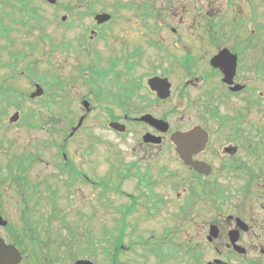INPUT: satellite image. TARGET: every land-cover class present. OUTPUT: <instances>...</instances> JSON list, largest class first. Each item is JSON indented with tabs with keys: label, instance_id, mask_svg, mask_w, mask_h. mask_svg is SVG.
<instances>
[{
	"label": "flooded vegetation",
	"instance_id": "1",
	"mask_svg": "<svg viewBox=\"0 0 264 264\" xmlns=\"http://www.w3.org/2000/svg\"><path fill=\"white\" fill-rule=\"evenodd\" d=\"M9 1L0 0L4 8H10L0 13L1 18L5 15L7 18L11 12L25 11L24 22L19 24L25 28L26 36L39 31L35 40L46 41L44 49L48 51L49 70L45 72L46 80L42 81L52 91L48 95L51 107L55 98L60 97L57 90L67 94L65 87L70 86L69 72L62 80L52 69L54 52H63L67 59H78L77 75L90 94L75 100L79 117L69 126L67 139L80 132L95 111L105 115L107 128L115 134H130L129 130L136 129L139 137L132 151L143 153L148 159L156 151L161 164L154 172L156 175L144 159L137 162L133 158L123 164L124 174L135 177L138 189L148 194L142 206L146 208L157 202L161 212L177 215L178 224L183 217H190L192 211L199 212L205 220L199 225L198 233L212 255L206 264H229L228 256L245 259L257 251L264 256L261 245L264 243V25L258 21L261 18L259 4L264 5V0H129L123 3L114 0L115 6L110 12L106 11L108 0H73L69 4L60 0L53 4L39 0L53 10L54 20L56 12L66 11L60 16L63 29L56 37L44 33L45 23L29 0H14L19 6ZM101 1L106 4L102 6ZM243 7H247L245 15ZM122 10L135 15L141 27H127L124 19L117 18ZM101 14L108 15L109 19L98 23L96 16ZM71 17L75 18L72 22ZM145 19H152L154 26H142ZM156 19L163 28L156 26ZM166 19L172 21L168 23ZM86 21L89 26H79L77 34L68 35L67 30ZM2 24L4 33L0 38H6L10 31ZM165 29L170 32V44L160 36ZM148 33L153 38L147 37L145 45L154 58L145 60L146 52L142 47L144 34ZM108 42L110 49L106 58L96 49H90L95 43ZM0 47L6 49L5 45ZM221 51H227L225 54L234 63L232 72L228 70L227 75L223 69L210 65V60ZM85 60H89V64H85ZM15 62L19 64L20 60ZM140 66L146 71L142 75L138 74ZM175 73H179L180 80H174ZM14 78L12 75L8 80ZM104 78H110L108 87L102 86ZM151 81H155L154 88ZM166 89L167 97L162 98ZM81 117V126L71 135ZM145 117L153 121H144ZM110 124L118 125L112 129ZM120 128L123 133L117 132ZM195 133L199 140L181 143V136L191 138ZM67 139L63 141L64 150ZM97 158L88 153L80 157L81 164L77 166L62 153V161L55 168L58 174L66 176L65 188L77 181L102 188L96 175L91 176L100 168ZM32 162L23 172L15 168L20 175L25 174ZM118 165H122V161L111 163V172H116ZM12 182L20 191L19 195L26 190L32 191L34 196L40 193L38 184H29L26 176L13 178ZM156 186L161 191L159 196L154 192ZM48 189L45 187L47 192ZM31 197L32 194L23 200L25 210L30 207ZM135 202L128 209L133 210ZM2 220L6 226L0 229L10 231L11 225ZM52 222L50 216L46 224L49 226ZM22 223L21 218V233L10 241L27 256L28 251L24 253L14 243L22 235ZM37 227H33L37 232L32 235L35 239L44 241L51 237L49 227L42 234ZM165 227L179 232V225L168 226L167 223ZM78 229L73 228L76 235L84 237ZM211 231L216 235L212 236ZM234 245L245 252L240 254ZM185 246L189 264H201L203 249L198 248V243L192 239ZM250 260L252 264H260L256 257Z\"/></svg>",
	"mask_w": 264,
	"mask_h": 264
},
{
	"label": "rangeland",
	"instance_id": "2",
	"mask_svg": "<svg viewBox=\"0 0 264 264\" xmlns=\"http://www.w3.org/2000/svg\"><path fill=\"white\" fill-rule=\"evenodd\" d=\"M13 1H9L11 5L19 6L18 3ZM72 1L60 0L63 4H69ZM126 1L129 0H122L121 2ZM29 2L30 6L36 8L39 16H41L45 23L44 33L54 34L55 37L56 35L58 36L61 33V29H63L60 16L66 14V11L60 10L56 12L57 16L55 15V17L57 18L54 20L51 8L41 4L39 0H29ZM105 4V1H101L102 6ZM138 4H140L139 1ZM4 6L0 4V13L3 10L10 11L9 7L4 8ZM113 6H115L114 0H108L106 11L110 12ZM259 11L261 18L258 21L264 25L263 3L259 4ZM243 12L244 15L247 14V7H243ZM24 13L25 11L21 13L11 12L7 18L6 15L3 17V23L10 32L6 38H0V46H6V49L0 51V60L7 61L8 53L14 54L18 52L25 56L18 65L14 80L9 81L7 85L15 88L17 94L23 93L28 96L33 91V84L38 83L30 82V72L35 74V80L43 82L39 76H43L42 74L49 69L47 70L48 51L44 49L46 41L35 40L40 34L39 31H34L32 35L26 36L25 28L19 24L25 19ZM120 17L124 19L127 27H141V21L135 15L131 16L129 11H119L117 18ZM244 18L246 17L244 16ZM157 19L156 26L163 28L161 23L158 25ZM74 20L75 18L71 17V22ZM29 21L32 25H35L33 20ZM171 21L172 19H166L165 22L169 23ZM151 25L154 26L152 19H145V23H142V26ZM79 26H89V23L87 24L86 21L84 24L76 25L77 28L74 26L72 29L67 30L68 35L77 34L80 31ZM160 36L164 38L167 44H170L171 37L168 29L163 30ZM147 37L150 39L153 36L150 33L144 34L142 49L146 52L145 60L154 58L153 52L145 45ZM90 49H96L98 53L106 58L107 50L109 51L110 49L109 42L104 45L95 43ZM62 53L58 51L54 52V66L52 69L62 80H64L66 72H69L70 86L65 87V90L68 91L67 94L57 90V95L60 97L55 98V104L51 107L48 95L52 91L43 82L38 83L44 90L42 99H16L20 104L21 111L27 113L33 111L34 116L37 115L39 126L37 128L28 126L31 120L30 114L27 115L30 117V120L27 121L25 119L23 123L9 125L8 118L16 111L14 106L10 107L7 113L0 117V141H2V145H0V216L12 227L10 231L0 229V237L6 243H11L10 240L20 235L21 218L25 208L23 200H26L27 196L32 194L28 209L29 214L26 216L32 227L38 226L37 231L40 234L46 230V227H49L48 231L56 242L53 248L61 242V238H66L68 234L58 221L63 216L68 226L79 228L78 232L86 236L76 244L77 249L71 250L75 251L74 255H78L77 250L85 247L87 235H89L91 238L93 237V240L97 241V244L94 246L96 249L94 255L90 257H77L89 259L94 264H109L104 254V250L109 249L105 243L104 235H109L112 232L114 235L116 234V226H120L123 222V214L120 213H124L128 209V206L131 208V205L133 206L136 201L135 206L132 207L134 208L133 211L131 210V214L125 217L126 219L124 220L127 228L122 244L124 251L120 255L122 264H189L184 251L187 250L185 245L190 244L192 239L198 243L199 249H203L201 264H206V261L210 260L212 255L209 249L205 247L204 241L201 240L198 233L199 225L205 218L200 216L199 212L192 211L193 214L190 217H183L178 224V220H176L177 215H174L170 211L161 212L157 202L145 208L142 204L147 202V192H142V190L138 189L135 177L124 174L125 168L123 164L133 158L137 162H139V159H144L146 164L150 163L149 166L153 173L161 165L159 164L160 156L156 155V151L152 153L150 159L143 153L132 151V148L136 146L137 137H139L136 129L129 130L130 134H115L107 128L104 119L105 115L101 111H95L96 113H93L90 119L82 126V129L80 128L81 131L79 129L78 131L80 132L67 139L68 130H70L69 126L71 124L74 125L79 117L75 100L83 98L90 93L82 86V80L79 74L77 75V57L67 59ZM176 54L178 55V52ZM85 64H89V60ZM106 64L104 61L103 65L106 66ZM138 71V74L141 75L146 72L143 68L141 69V66L138 68ZM8 74L9 72H7L6 67L0 69V82ZM175 74L177 75L174 80H180L181 76L179 73ZM43 79L46 80V77H43ZM47 80H51L50 74L47 75ZM103 82L102 86L108 87L110 85V78H104ZM98 86L100 88V84ZM93 103L95 104L94 101ZM19 114L20 116L22 115L21 112ZM26 122L27 124L25 125ZM64 139H67L66 148L65 150H59ZM63 152L77 166L81 164L80 157L88 153L95 154L100 162V168L91 176L96 175V180L100 183L102 182V185L105 183L109 187V191L104 190L103 186L101 188L100 185L92 187L87 183H78L80 181L65 188L64 181L66 176L58 174V170L55 168L62 161L61 155ZM19 155H33L37 157L33 159L34 161L31 163L29 171L21 175L12 166L13 156ZM117 160L122 161V165H118L115 168L116 172H111V163L117 162ZM13 168L15 169L14 171ZM154 175L156 174L154 173ZM23 176H26L29 184H38V188L40 189V193L37 192L39 193L38 195L34 196L32 191L26 190L21 192V199V195H19L20 191L17 190L12 181L13 178ZM45 187H49V192L45 190ZM154 192L157 196L161 194L159 186L154 188ZM52 203L55 204L54 207ZM58 210H60V213L56 214ZM172 214L173 218L171 219ZM52 215H56V219L48 226L46 220ZM167 223L168 226L169 224L170 226L179 225V232L168 231V228L165 227ZM111 241L112 237L108 238L107 242L110 243ZM261 245L264 247V243ZM180 246L182 247L179 248L180 257H178L177 247ZM172 257L176 260H171L170 258ZM255 257L260 264H264V256H261L258 251L251 254L249 258L241 259L228 256L227 259L229 264H252L250 262L252 260L250 259ZM24 258L22 264H41L36 258L33 260L29 252H27V256L25 254ZM73 258L72 255H67V249L61 246L55 264H72Z\"/></svg>",
	"mask_w": 264,
	"mask_h": 264
},
{
	"label": "trees",
	"instance_id": "3",
	"mask_svg": "<svg viewBox=\"0 0 264 264\" xmlns=\"http://www.w3.org/2000/svg\"><path fill=\"white\" fill-rule=\"evenodd\" d=\"M4 26H2L1 20H0V34L4 33ZM15 57L18 56V54L14 55ZM10 67L12 70L15 68V64H10ZM9 77H5L2 79L0 82V117L7 113L8 109L12 106L19 108L20 104L16 99L18 100L17 96V91L15 88H13L11 85H7L6 80ZM25 95L23 94L22 99H25ZM34 112L32 111L30 114L31 120L29 116H25L30 120L28 123L29 127L32 128H37L39 126V120L37 119V115L34 116ZM27 120V121H28ZM0 124H1V118H0ZM27 122L25 123V125ZM0 145H2V141H0ZM1 147V146H0ZM34 158L32 155H19V156H13V163L12 166L15 168H20V171L23 172L22 170L26 167V162H29ZM25 217V216H24ZM23 217V218H24ZM22 235L20 236L17 241H14L15 244L19 245L24 253L26 251L29 252L33 260L35 258L37 261H40L41 264H50L56 261L59 250L61 246H64L65 249H67V255L70 254L72 257H76L74 255L75 251H71L73 249H77L76 244L80 242L81 239H83L82 236H77L76 232L73 230H69V234L67 235L66 238H61V244L57 245V248L50 249V247H54L55 241H51V237L45 239L44 241L41 240L40 238L35 239L32 235L37 233L35 229L32 227L31 223L28 222L25 218L23 219L22 223ZM120 227V228H119ZM126 225L121 223L120 226H116V234L114 235L113 232L110 233L109 235L105 234V243L107 244V247L110 249H105L104 253L106 254L107 260L109 261V264H122L120 260V255L122 253V244H123V239L125 237V230H126ZM26 236H29V239L26 238ZM112 237V241L109 243L108 238ZM90 240V239H89ZM28 241V242H26ZM85 245L86 247L77 250L78 253L82 256H87V255H93L95 253V242L88 241ZM26 248H28L26 250ZM53 258H55L53 260Z\"/></svg>",
	"mask_w": 264,
	"mask_h": 264
},
{
	"label": "water",
	"instance_id": "4",
	"mask_svg": "<svg viewBox=\"0 0 264 264\" xmlns=\"http://www.w3.org/2000/svg\"><path fill=\"white\" fill-rule=\"evenodd\" d=\"M44 1L49 2L51 4L55 3V0H44ZM108 19H109V16L106 14H101V15L96 16V21L98 23L104 22ZM225 53H228V52L226 51ZM225 53L223 54V51H222L219 56H217L211 60L210 64L213 67L223 69L225 75H227L228 70H230V72H232V69L234 68V63L231 62V60L227 57L228 55ZM154 82L155 81L150 82L151 87H153ZM34 87H35V91L30 94V96H29L30 99L40 97L43 94V90L39 85H35ZM155 89L158 90L157 86H155ZM166 91L167 92L161 96L162 98L167 97L168 90L166 89ZM18 117H19L18 113L13 114L9 118V123L16 122L18 120ZM143 120L144 121H153V120H151L150 117H145V118H143ZM81 121H82V119L79 121L78 125H80ZM157 123H161V122H157ZM116 125L117 124H110V127L116 129V127H117ZM118 131L123 132L124 130H123V128H120ZM181 138H182L181 143L192 141V140L193 141L199 140V138H197V136H196V133H195V136H192L191 138H190V135L181 136ZM0 226L1 227L6 226V222L3 221L1 217H0ZM211 235L215 236L216 234H215V232L211 231ZM231 243H233V240H231ZM235 248L238 250V252L240 254H243L245 252L244 249H242V248H239L236 246H235ZM21 260H22V258H21L20 253L18 252V250L15 247H13L12 245H8V246L5 245L4 241L0 239V264H20ZM75 264H93V263L90 261H87V260H78L75 262Z\"/></svg>",
	"mask_w": 264,
	"mask_h": 264
}]
</instances>
